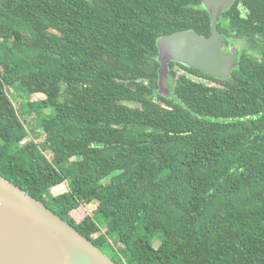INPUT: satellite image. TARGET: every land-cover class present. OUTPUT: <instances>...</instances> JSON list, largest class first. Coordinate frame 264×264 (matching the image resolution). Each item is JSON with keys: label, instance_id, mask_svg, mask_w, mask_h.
Here are the masks:
<instances>
[{"label": "trees", "instance_id": "obj_1", "mask_svg": "<svg viewBox=\"0 0 264 264\" xmlns=\"http://www.w3.org/2000/svg\"><path fill=\"white\" fill-rule=\"evenodd\" d=\"M217 29L231 76L170 62L164 97L157 40L209 36L202 0H0V176L118 264H264V0Z\"/></svg>", "mask_w": 264, "mask_h": 264}, {"label": "water", "instance_id": "obj_2", "mask_svg": "<svg viewBox=\"0 0 264 264\" xmlns=\"http://www.w3.org/2000/svg\"><path fill=\"white\" fill-rule=\"evenodd\" d=\"M234 0H202L210 34L178 31L157 40L158 93L171 97L169 63L216 79H228L239 64V48L217 29ZM0 264H118L41 201L0 176Z\"/></svg>", "mask_w": 264, "mask_h": 264}, {"label": "rangeland", "instance_id": "obj_3", "mask_svg": "<svg viewBox=\"0 0 264 264\" xmlns=\"http://www.w3.org/2000/svg\"><path fill=\"white\" fill-rule=\"evenodd\" d=\"M238 48H243L244 47V43H236L235 45ZM248 47H250L248 45ZM216 85V83H215ZM9 94L16 106V108L18 109V113L20 114L21 119L23 120L24 124L27 126V129L29 130V135L28 138L25 139V141H30V140H35L36 142H42L44 139V136L42 134L39 133V131H36V129H34V126L36 124V117L34 115L35 112L30 111V109H28L26 102L29 101H35V100H39L44 98L43 95L41 94H32V95H28L24 89L19 86V85H14L13 87H11V89H9ZM30 112V113H29ZM49 110L44 111V115L48 114ZM43 114V113H42ZM67 190V185L65 183H62L56 187H53L50 192L52 195H58L61 194L63 192H65ZM141 228L138 229V234H141ZM156 241H154V246H158L162 240L161 235L158 233L156 238L154 239Z\"/></svg>", "mask_w": 264, "mask_h": 264}, {"label": "flooded vegetation", "instance_id": "obj_4", "mask_svg": "<svg viewBox=\"0 0 264 264\" xmlns=\"http://www.w3.org/2000/svg\"><path fill=\"white\" fill-rule=\"evenodd\" d=\"M234 45H236V43Z\"/></svg>", "mask_w": 264, "mask_h": 264}]
</instances>
